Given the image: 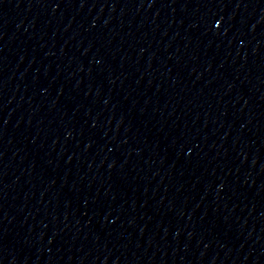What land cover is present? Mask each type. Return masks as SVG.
Masks as SVG:
<instances>
[{"label": "water", "instance_id": "obj_1", "mask_svg": "<svg viewBox=\"0 0 264 264\" xmlns=\"http://www.w3.org/2000/svg\"><path fill=\"white\" fill-rule=\"evenodd\" d=\"M0 264H264V0H0Z\"/></svg>", "mask_w": 264, "mask_h": 264}]
</instances>
